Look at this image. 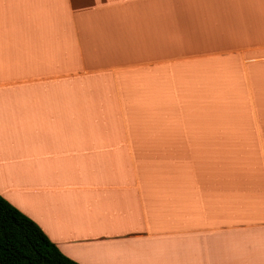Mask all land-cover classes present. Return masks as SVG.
I'll return each instance as SVG.
<instances>
[{
	"label": "crops",
	"instance_id": "crops-1",
	"mask_svg": "<svg viewBox=\"0 0 264 264\" xmlns=\"http://www.w3.org/2000/svg\"><path fill=\"white\" fill-rule=\"evenodd\" d=\"M0 195L80 264H264V0H0Z\"/></svg>",
	"mask_w": 264,
	"mask_h": 264
},
{
	"label": "trees",
	"instance_id": "trees-1",
	"mask_svg": "<svg viewBox=\"0 0 264 264\" xmlns=\"http://www.w3.org/2000/svg\"><path fill=\"white\" fill-rule=\"evenodd\" d=\"M0 264H80L64 255L30 217L0 195Z\"/></svg>",
	"mask_w": 264,
	"mask_h": 264
}]
</instances>
